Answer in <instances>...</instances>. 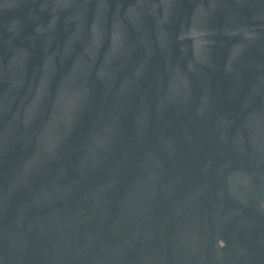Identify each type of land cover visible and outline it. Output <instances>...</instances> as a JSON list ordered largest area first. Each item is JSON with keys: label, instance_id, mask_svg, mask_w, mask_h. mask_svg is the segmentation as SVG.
<instances>
[{"label": "water", "instance_id": "water-1", "mask_svg": "<svg viewBox=\"0 0 264 264\" xmlns=\"http://www.w3.org/2000/svg\"><path fill=\"white\" fill-rule=\"evenodd\" d=\"M0 264H264V0H0Z\"/></svg>", "mask_w": 264, "mask_h": 264}]
</instances>
